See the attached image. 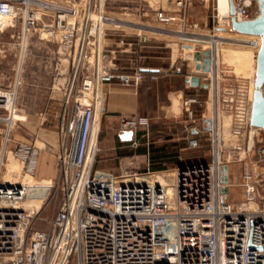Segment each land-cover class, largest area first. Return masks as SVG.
<instances>
[{
	"label": "built area",
	"instance_id": "1",
	"mask_svg": "<svg viewBox=\"0 0 264 264\" xmlns=\"http://www.w3.org/2000/svg\"><path fill=\"white\" fill-rule=\"evenodd\" d=\"M162 1V6L135 2L136 12L114 14L107 10V0H0V38L20 25L24 49L38 34L47 42L43 58L58 63L59 71L64 63L70 66L54 180L36 179L39 149L11 136L15 124L8 119L18 111L17 88L0 87V123L7 124L0 142V264H264V204L249 207L259 201L264 183V139L256 140L264 129L250 123L252 79L230 84L226 76L212 77L214 66L211 72L196 66L215 106L212 151L208 163L176 170L173 184L140 181L141 176L159 174L141 171V156L128 158L117 170L98 166L103 86L117 80L138 87L148 78L158 79L141 66L140 50L132 70L120 68L106 45L108 32L134 35L138 48L169 33L192 35L188 19L193 0ZM233 2L238 21L261 14L258 0ZM167 3L172 7H165ZM215 10L220 21L218 0ZM151 16L154 24L148 22ZM231 18L230 11L225 32ZM169 23L178 26L171 29ZM206 49L203 45L198 51ZM220 116L228 118L234 144L221 140ZM110 122L119 133L133 130L135 137H149L147 117L118 115ZM139 144L140 139L133 142ZM191 144L197 147L199 142L193 139ZM10 155L20 174L8 182L4 175ZM232 162L246 163L240 205L226 192L230 181L224 178ZM55 199L56 212L43 218Z\"/></svg>",
	"mask_w": 264,
	"mask_h": 264
},
{
	"label": "crops",
	"instance_id": "2",
	"mask_svg": "<svg viewBox=\"0 0 264 264\" xmlns=\"http://www.w3.org/2000/svg\"><path fill=\"white\" fill-rule=\"evenodd\" d=\"M200 1L206 7L210 4V0H193L191 8L193 3L198 4ZM165 7H172V4L167 3ZM155 21L156 18L151 16L148 22L154 24ZM193 24H198V27L193 28ZM166 26L176 29L178 24L169 23ZM188 26L192 34L189 37L169 33L158 39L152 38L142 44L140 48H138L137 38L134 35L108 32L105 40L106 45L111 51H114L115 63L120 68L127 71L132 70L135 64V51L140 50L141 66L146 73L157 74L158 79L151 80L148 78L138 87L124 86L117 80L103 86L105 115L102 119L99 168L117 170L119 166L111 167L109 165L112 162L116 164V161L133 156L144 157V163L147 165L145 170L156 173H175L176 170L186 166L208 163L210 156L206 151L208 147L205 146V143H210L211 140L210 134L214 127V121L211 117L214 115L215 106L211 92L204 86H193L189 82V76H200L196 72L197 65L193 56L196 51L202 50L204 44L211 43L210 38L212 36L207 33L212 32V29L206 15L195 18L192 13H189ZM227 32L245 36L231 30ZM6 35L1 36V38ZM186 45H193L195 49H188ZM217 59L218 51L215 50L213 51L214 69L212 76L214 79L221 78L222 74L224 76L225 73L222 66H220L221 64L216 62ZM60 71L66 76L60 78L59 81L62 84L68 83L70 66H65L63 70L60 68ZM228 75L233 78V81L229 80L230 84H234L238 78L244 76L237 77L232 75L231 72ZM55 80L57 81L58 78H54ZM54 88L49 96L48 116L56 118L60 116V111L62 113L65 91L63 89L59 92L60 94H57ZM211 112L212 115H210ZM46 114V112H42L37 117H45ZM118 115H138L149 118V137L142 139L138 134L137 137L134 135L131 141H123L120 138L122 133L112 130L110 122V117ZM220 119H222V116H220ZM59 122L60 125L57 119H53L49 122L48 128L43 127L41 130L58 134L59 138L61 121ZM224 128L225 130L230 128L228 118H226ZM37 133L40 134L41 131L38 130ZM103 133L112 136V145L102 146ZM40 138L44 140L46 137L42 136ZM139 139V146H133V142ZM193 139L199 142L197 147L191 144ZM263 139L264 130H261L256 140L261 141ZM56 158V153L41 152L38 158L37 178L48 181L56 176ZM155 167L161 169L152 171L151 168ZM237 174V167L230 165V183L237 179ZM139 180L153 182L155 177L154 175L141 176ZM158 182L161 183V181ZM241 185L243 186V183ZM230 187L228 190H230ZM243 197L245 199V190Z\"/></svg>",
	"mask_w": 264,
	"mask_h": 264
},
{
	"label": "rangeland",
	"instance_id": "3",
	"mask_svg": "<svg viewBox=\"0 0 264 264\" xmlns=\"http://www.w3.org/2000/svg\"><path fill=\"white\" fill-rule=\"evenodd\" d=\"M58 1H67V0H58ZM138 3H143V5H146L148 2L151 3V5L155 6H162L164 5V2L162 0H107V10L110 13L114 14H122L125 12H136L137 10L135 7H137ZM217 4V0H210V4L208 7L204 6L203 2L200 1L198 4L193 3V7H190V12L195 15V18L201 17V16H207L209 18V23L212 29V32H208V35H222V37H228L227 40L223 41L224 43L222 45L215 46L213 43H207L204 44L206 48L211 49L213 48L214 51H218V59L216 62L220 63L222 66V70L224 73V76H226L228 80H232L233 78H230L228 75L229 72H231L232 75H236L237 77H240L241 75H244L243 78L251 80L253 77V74L251 75V71H253V68L255 67V58L257 53V47H252L247 44L241 43L243 40L247 39H254V37H245V36H238L231 32H225L222 29L214 30V27L216 26L221 27L224 25V22L221 23V21L218 20V18H214L215 15H217V11L215 10ZM21 31L20 25L18 27L8 31L5 35V37L0 38V87L6 88V89H12L14 90L17 88V100H16V106H17V113L19 115H22L25 117V120H18L16 121L15 126L11 132V136L19 142H25L36 145V147L39 149V156L42 151H47L50 153H56L58 151V134H54L51 132H45L42 131L41 128L46 127L48 128L49 122L53 119L58 120V124L60 125L61 121V111L60 116L58 117H50L48 116V107H49V96L53 91L54 84L55 88L54 90L57 92V94H60L59 92L63 89L65 91V87L67 88L68 83L62 84L59 79L63 78L66 75H63L61 71H59L57 65L54 60L45 59L47 53L44 52V40L40 39V36L36 34L35 36L29 38L27 41V46L24 49V44H22L21 39H19V33ZM223 31V32H222ZM232 40V41H231ZM50 44V43H48ZM221 47H230L236 50H243L246 53L251 54V62L249 63L248 69H243L242 71H238L236 69V66L232 63L225 62L221 58ZM23 57V59H22ZM22 62V68L20 69V62ZM68 63L62 64L60 66L61 70L67 66ZM226 68V69H224ZM225 70V71H224ZM251 72L250 74H248ZM247 73H245V72ZM21 72V73H20ZM22 74V75H21ZM226 74V75H225ZM248 74V75H246ZM223 76V74H222ZM221 76V78H223ZM54 78H58L57 82L54 81ZM21 79V81H20ZM17 82L20 84L17 85ZM60 107V106H58ZM59 111V110H58ZM42 112H46L45 117H37ZM6 116H8L7 113H5ZM212 115V112L210 113ZM43 122V124H41ZM221 122L223 125L226 124V117H222ZM7 124L6 123H0V142L2 140V137L5 133V128ZM57 129V128H56ZM41 131L40 134L37 133V131ZM58 130V129H57ZM46 137L44 140L40 137ZM49 139V140H48ZM53 139V140H52ZM101 139V136H100ZM228 141L229 143H235L236 138L232 137L229 130H225V128L222 130V139ZM101 141V140H100ZM102 146H108L113 144V139L111 135H107L105 133L102 134ZM206 151H208L209 156L211 155L212 147L211 143L207 142L205 143ZM38 156V158H39ZM101 153H99V159L100 160ZM139 162H141L140 169L141 171H144L146 169V164L144 163V157L137 158ZM128 161V158H125L120 161H116V164L113 162L109 165L111 167H117L121 166ZM210 161V160H209ZM56 164H57V158H56ZM113 164V165H112ZM236 166L238 170L237 179L233 180L232 183H230L231 187L228 192L230 200L240 205L242 202H244L243 192L244 187L241 185L243 183L242 179V173L244 168L246 167V163L244 162H232L229 164V166ZM152 167V166H151ZM153 169V168H151ZM6 173V171H5ZM165 177L163 176V173H159L154 175L156 181H163V182H169L174 183V174L172 172H166L164 173ZM239 175V176H238ZM37 180H40L35 176ZM56 176L51 179H56ZM23 178L20 179L22 181ZM34 180V178H33ZM41 181V180H40ZM43 181V180H42ZM241 182V183H240ZM264 204V183L263 186L259 189V201L256 203V205L262 206ZM58 207L57 200L55 199L52 205L45 209L42 212V217H50L54 212H56V209ZM41 226V225H37Z\"/></svg>",
	"mask_w": 264,
	"mask_h": 264
},
{
	"label": "water",
	"instance_id": "4",
	"mask_svg": "<svg viewBox=\"0 0 264 264\" xmlns=\"http://www.w3.org/2000/svg\"><path fill=\"white\" fill-rule=\"evenodd\" d=\"M231 2V22L230 30L245 36L260 38V45L256 55V69L254 79V91L251 108L250 123L255 128L264 129V0H258L261 10L260 16L253 20L238 21L235 17V6L233 0ZM194 60L197 61V68L204 72H211L213 66V50L206 49L204 51H196ZM193 86H203L200 76H193L189 79ZM208 87V85H204ZM135 132L133 130L120 134L123 141H131ZM225 183L229 182V176L226 174ZM228 193V188L226 189Z\"/></svg>",
	"mask_w": 264,
	"mask_h": 264
},
{
	"label": "bare ground",
	"instance_id": "5",
	"mask_svg": "<svg viewBox=\"0 0 264 264\" xmlns=\"http://www.w3.org/2000/svg\"><path fill=\"white\" fill-rule=\"evenodd\" d=\"M218 8H219L220 21H221V23H223L225 21V19L230 14V10H231L230 0H218ZM219 29H222L224 31L226 28L224 26H221V27H219ZM187 37H189V36H187ZM245 37H247V36H245ZM227 38L228 37H222V35L216 34L210 38V42L213 43L215 46H218V45H222L224 43L223 41L227 40ZM241 43L248 44L249 46H252V47H257V49H258L259 45H260V38L254 37V39H247L244 41L242 40ZM220 50H221L222 60H224L225 62H229V63L234 64L238 71L239 70L241 71L243 69H248L249 63L251 62V54L250 53H246L243 50H236V49H233L230 47H228V48L227 47H221ZM22 59H23V57H22ZM22 62H23V60H21V62H20V69L22 68ZM255 69H256V58H255V67L253 68V71H251L252 73L249 72L248 70H246V71H248V74H250V73H251V75L253 74V77H252L253 91H254ZM20 81H21V79H20ZM16 120H25V117L22 115H19V114H14L11 118L8 119V121L11 125H14ZM97 129L98 128L96 125L95 130H94L95 134L97 132ZM94 137H95V135H94ZM19 174H20L19 163L12 157V155H10L8 158V164H7L6 173L4 175V178L6 181L11 182L15 179L18 180ZM163 176L165 177V174H163ZM173 177L175 180V175ZM153 182L156 184H167V185L172 184L169 182H162V181H161V183H159L156 180H154ZM249 207H250V209L255 210L258 208V205H256V203H251V204H249Z\"/></svg>",
	"mask_w": 264,
	"mask_h": 264
},
{
	"label": "trees",
	"instance_id": "6",
	"mask_svg": "<svg viewBox=\"0 0 264 264\" xmlns=\"http://www.w3.org/2000/svg\"><path fill=\"white\" fill-rule=\"evenodd\" d=\"M158 169H161V168H159V167H155V168L152 169V171H156V170H158ZM144 171H146V170H144Z\"/></svg>",
	"mask_w": 264,
	"mask_h": 264
}]
</instances>
